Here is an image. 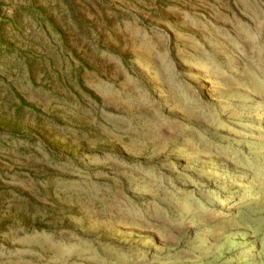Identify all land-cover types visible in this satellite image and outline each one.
<instances>
[{"label":"rangeland","instance_id":"1","mask_svg":"<svg viewBox=\"0 0 264 264\" xmlns=\"http://www.w3.org/2000/svg\"><path fill=\"white\" fill-rule=\"evenodd\" d=\"M0 264H264V0H0Z\"/></svg>","mask_w":264,"mask_h":264}]
</instances>
